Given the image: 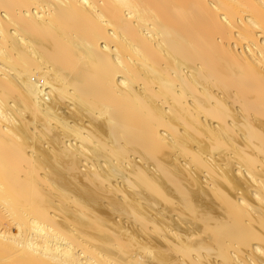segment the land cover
Listing matches in <instances>:
<instances>
[{
	"label": "bare ground",
	"instance_id": "6f19581e",
	"mask_svg": "<svg viewBox=\"0 0 264 264\" xmlns=\"http://www.w3.org/2000/svg\"><path fill=\"white\" fill-rule=\"evenodd\" d=\"M0 264H264V0H0Z\"/></svg>",
	"mask_w": 264,
	"mask_h": 264
}]
</instances>
